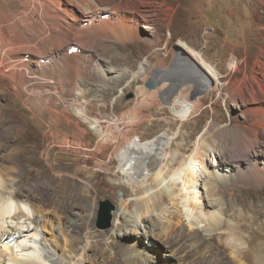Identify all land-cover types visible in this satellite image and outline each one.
<instances>
[{
	"label": "rangeland",
	"instance_id": "obj_1",
	"mask_svg": "<svg viewBox=\"0 0 264 264\" xmlns=\"http://www.w3.org/2000/svg\"><path fill=\"white\" fill-rule=\"evenodd\" d=\"M10 1L0 0V19L4 21L12 14L23 13L26 16L23 25H26L25 29L28 28L18 29L12 35L20 39L33 37L41 42V38L38 37L43 36L44 25L36 13L32 17V13L27 12V0ZM84 1L73 0V3L83 7ZM96 1L87 0L85 3L96 4ZM42 10L46 11V8L43 7ZM42 10L39 11L44 14ZM147 11L152 17V26L155 29L151 39L137 41L132 38L125 42L110 35L103 39L101 34H97V38L84 39L81 46L70 48L73 57L69 64L79 71L81 87L87 93L83 102H78L74 98L75 93L70 92L71 80L68 76L67 78L62 76L60 79L63 89L58 85L59 80L54 79L50 81L51 83L46 81L34 83L29 88L30 93L35 92L33 95L42 94V102L45 101L55 107L69 109L72 105L82 104L86 113L98 119L99 124L103 120L102 114H107L108 122L105 121L103 125L106 127V133L112 137L111 140H100L99 136L76 116H72L71 119L73 122L79 121L84 128L85 134L82 138L75 136L78 132L75 127L69 126L63 127L67 139L63 140L60 137L54 141L48 140L42 133L49 130V124H43L38 117H36L38 120H32V111L26 109L27 106L20 101L12 100L7 91L0 93V136L8 141L6 145L2 143L0 156L8 161L9 165L14 164L13 156L16 157L14 161L16 164L12 166L15 171H26L23 181L25 187L38 189L45 184L50 189V200L59 201L64 195L88 205L90 213L92 212L88 225L79 222L77 224L68 219L63 220L64 227L61 228V213L56 212L58 211L56 206L52 205L48 209V217L46 216L50 222L48 229L43 230L41 226H37L39 232L33 235L36 224L32 222L35 220L36 212L31 203L13 201V212L0 216V232H5L10 227L11 230L7 232L12 231L15 234L6 241H0V251L6 252V257L3 256L1 259L2 264L16 263L12 257L28 259L31 256L28 250L33 247L40 248L37 249L41 255L39 264H124L125 253L122 251V245L121 247L114 245L115 249L112 252L111 250L105 252L104 256L100 252L96 254L88 249L86 251L84 247L87 242L92 241L91 234L100 233L103 239L109 236L118 193L122 192L124 198L129 195L128 190L126 188L124 190V187L128 186L125 181L128 174L124 171L134 175L132 179H144L148 170L143 168L145 166H140V158L147 156L150 160L157 158L159 166L164 162L160 160L162 151L163 153L176 151L178 157L181 154L187 156L196 146L194 159H202L205 153L217 150L223 153L226 159L250 163L253 153L264 148L262 137L257 140L247 132L258 118L242 116V113L239 115L238 109L230 106V102L224 99V93L209 89L208 85L214 87L215 81L211 82L202 72L191 70L190 65L188 69V65L179 59L186 61L176 46L177 43L186 44L192 52L200 57L204 56L215 65L227 78L236 76L246 70L242 60L248 59L250 65L257 57L264 60V0H154ZM7 26L10 31H14V27L12 29V26ZM143 36L146 37V32H143ZM244 37L248 38L246 42ZM96 39L100 41L96 42ZM233 62L237 65H233ZM141 65L147 68L144 75L138 73ZM105 67L116 70L115 73L107 72L106 78L116 77L117 74L120 76L114 80L116 81L114 89L100 88L103 76H100L101 72H97V69ZM246 72L250 74L251 70L247 68ZM192 76L194 80L191 79ZM151 79H156L159 83L156 88L150 89L146 86ZM126 82H130L128 87H131L132 91L123 94ZM171 85L179 87L174 97ZM182 92L187 94L189 102H193L195 106L193 113L185 120L174 114V111L180 108L177 101L182 99L180 98ZM100 94L102 96L100 98H104L102 102L95 99ZM35 101L37 104L42 103L37 99ZM25 119L28 121L27 127L22 126ZM207 124L213 125L212 133L205 142L200 143L197 137ZM62 145L67 150H63ZM153 154L155 156L152 157ZM151 165L154 167L156 164L149 161L150 171ZM42 171H46V178L39 180L37 175ZM123 177L124 181L122 180L119 185L118 179ZM1 181L2 179L0 195L9 196L11 188L4 180ZM221 186L227 187L225 184ZM235 186H240L243 191L250 186L262 193L261 196L253 197L246 195L245 192L242 196L230 192L228 196L232 205H237L243 210L242 217L254 221L249 222L250 225L245 230L249 240L251 239L246 248L248 255L243 259L235 258L229 249L219 244L220 235L212 237L211 241L217 246L227 264H255V255L258 252L264 253V181L244 176L239 183H235ZM104 209H109L111 217L110 226L107 228L103 226L108 220V215L103 213ZM16 235L23 244H26L21 245L22 247L17 246ZM55 240L60 246L64 247L66 243L69 245L66 254L55 246L53 243ZM52 248L56 249V256H52ZM58 256L65 260L60 261ZM197 260L200 264L204 262L200 258Z\"/></svg>",
	"mask_w": 264,
	"mask_h": 264
},
{
	"label": "bare ground",
	"instance_id": "obj_2",
	"mask_svg": "<svg viewBox=\"0 0 264 264\" xmlns=\"http://www.w3.org/2000/svg\"><path fill=\"white\" fill-rule=\"evenodd\" d=\"M85 1L82 7L73 3V0H27V12H31L32 17L36 13L44 25L42 26L44 28L43 36H37L41 38V42L33 39V37L32 39L27 37V39H20L18 37V39L16 35H12L18 29L23 27L25 29L26 25H23L26 22L25 14L15 13L16 15L12 14L4 21L0 19V93L7 91L12 100L20 101L27 106L26 109L32 111V120H38L36 118L38 117L43 124H49V130L42 134L43 137L51 141L60 137L63 140L67 139L63 133V127L69 126L77 129L78 132L75 136L79 139L84 136V128L79 121L73 122L72 116L82 119L99 136L100 140H111L112 137L106 133V127L103 125L105 121L108 122V115L103 113L101 116L103 120L99 124L98 119L92 118L86 113L82 104L72 105L69 109L55 107L45 103V101L42 102V94L33 95L32 93L35 92L30 93L29 88L34 83L50 82L54 79V81L59 80L58 85L63 89L60 79L62 76L66 78L68 76V79L71 80L70 92L75 93L76 97L74 98L78 102H83L87 93L81 87L82 81L78 77L79 71L69 64L73 57L70 48L77 47L76 45L81 46L84 39L97 38V34H101L103 39L107 36H113L121 41H129L132 38L137 41H145L151 39L155 32L152 26V17L147 11L148 6L154 0H97L96 4L85 3ZM43 7L46 8V11L42 10ZM39 10H42L44 14L40 13ZM7 25L12 26V29L14 27V31H10ZM143 32H146V37L143 36ZM25 34L27 35V33ZM246 39L248 38L244 37L245 42ZM98 40L95 41L98 42ZM176 46L181 50L180 52L186 61L179 59L188 65V69L190 65L191 70H196L198 73L202 72L204 77H208L211 82L215 81L214 87L208 85L209 89L224 93V99L230 102V106L238 109L239 115L242 113V116L258 118L247 132L257 140L260 137L264 139V60L257 57L251 63L252 65L248 63V59L242 60L246 70L239 72L232 78H227L215 65H212L204 56L200 57L192 52L186 44L177 43ZM236 63L233 62V65ZM143 65L139 68L138 73L144 75L147 73V68ZM247 68L251 70L250 74L246 72ZM115 71L112 70V67L97 69V72H101L100 76H103L100 84L102 87L100 88L103 90L115 88L116 81L114 80L116 77H120L119 74L116 77L113 76V79L106 78L107 72L115 73ZM69 72L71 73L69 74ZM132 75L134 74L132 73ZM190 77L188 78L190 79ZM191 79L194 80V77L192 76ZM129 83L126 82L123 94L132 91V88L128 87ZM97 88L101 91L99 87ZM178 89V86H173V97ZM180 95L182 99L177 101L180 108L175 110L174 114L185 120L193 113L195 106L193 102H189L186 93L182 92ZM100 97H102L101 94L95 99L102 102L104 98ZM36 99L42 103H35ZM16 119L20 121L18 117ZM27 122L26 119L23 120L22 126L27 127ZM212 126V124L205 126L197 137L198 142H205L212 133ZM2 143L6 145L8 141L0 136V150ZM64 145H62V149L67 150ZM195 147L189 155L181 154L179 157L176 155V151L172 153H163L162 151L160 160L164 162L159 166L156 160H150L148 156L140 158V166H145L143 168L148 170L144 179H132L134 175L124 171L128 174L125 180L128 186L124 187V190L126 188L129 195L124 198L125 195L122 192L118 193L109 236L103 239L100 237V233L91 234L92 241L87 242L88 244L84 246L85 250H91L96 254L100 252L104 256L105 252H109V250L112 252L115 249L114 245L120 247L122 245V251L125 253V257L123 256L125 258L124 264H200L198 258L204 261L202 264H227L217 246L211 241L212 237L220 235L219 244H223L225 248L229 249L235 258L247 257L246 248L251 239L249 240V235L245 230H247L246 227H249V222L254 223V221L242 217L243 210H240L237 205H232L228 196L230 192H234L238 196L245 195L244 192L253 197L262 195L261 191L250 186L243 191L244 189L240 186L236 187L235 183H239V180L244 176L254 177L257 181H264V148L257 149L253 153L252 161L248 163L226 159L223 153L217 150L209 152V154L204 152L205 155L202 159H194L196 156L193 155L197 151V147ZM151 156L153 157L155 154ZM13 157L15 158V160L12 159L13 163L16 164L14 162L16 157ZM45 160L48 161L47 158ZM149 161L156 164L154 167L151 165L152 171L148 169ZM7 162L0 156V179L4 180L11 188L9 196L0 195V216L12 213L14 210L13 201L18 200L30 202L36 212L35 220L32 222V224H36L34 228L36 231L34 233L30 231L33 235L39 232V226L43 230L48 229L50 223L47 220L48 209L52 205L56 206L58 210L56 212L61 213V228L64 227L63 220L72 219L74 223L78 224L79 222L85 225L91 222L90 214L92 212L90 213L88 205L64 195L61 200L52 201L49 197L50 189L45 184L38 185V189L25 187L23 181L26 171H15L12 166L14 164L9 165ZM45 173L46 171L40 172L37 178L39 180L44 178ZM122 180L124 181V177L118 179L119 185H121ZM221 184H225L227 187L222 188ZM124 190L123 192H125ZM7 230L0 232V241H6L7 238L15 235L14 232L11 231L10 233ZM18 238L19 236L16 235L17 246L26 244H23ZM53 243L62 249L64 254L69 250L67 243L64 247L57 244L56 240ZM37 249L34 247L29 249L28 252L31 256L26 260L12 257L16 262L14 264H39L41 255L38 251L40 248ZM52 250V256H56V249L52 248ZM162 251L164 253H161ZM10 253L9 255L12 256ZM263 254L258 252L255 255V264L264 262ZM3 256L6 257V252L0 251V264L3 263H1ZM58 259L60 261L65 260L62 256H58ZM11 260L10 263H12Z\"/></svg>",
	"mask_w": 264,
	"mask_h": 264
},
{
	"label": "water",
	"instance_id": "obj_3",
	"mask_svg": "<svg viewBox=\"0 0 264 264\" xmlns=\"http://www.w3.org/2000/svg\"><path fill=\"white\" fill-rule=\"evenodd\" d=\"M177 49V47H176ZM158 82L156 81V79H151L149 80L147 83H146V86L149 87L150 89H153V88H156L158 86ZM163 96V95H162ZM161 96V97H162ZM163 98V97H162ZM153 160H156L155 158ZM113 208V206H112ZM103 213H106V215H108V220L103 224V226L105 228L109 227L110 226V221H111V217L109 215V209H104Z\"/></svg>",
	"mask_w": 264,
	"mask_h": 264
}]
</instances>
